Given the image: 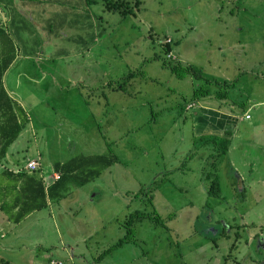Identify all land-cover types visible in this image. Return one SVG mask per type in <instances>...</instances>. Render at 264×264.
<instances>
[{"label": "rangeland", "instance_id": "obj_1", "mask_svg": "<svg viewBox=\"0 0 264 264\" xmlns=\"http://www.w3.org/2000/svg\"><path fill=\"white\" fill-rule=\"evenodd\" d=\"M1 1L30 28L49 6L64 19L13 41L2 81L28 120L12 167L37 158L45 188L55 161L117 159L83 183L67 175L17 222L0 211V264H264V0H129L123 16L100 1Z\"/></svg>", "mask_w": 264, "mask_h": 264}, {"label": "trees", "instance_id": "obj_2", "mask_svg": "<svg viewBox=\"0 0 264 264\" xmlns=\"http://www.w3.org/2000/svg\"><path fill=\"white\" fill-rule=\"evenodd\" d=\"M97 1L101 2L104 9L116 11L121 16L132 12L129 0H83L85 4H93ZM133 3L135 4L136 0ZM167 41H164L165 48L168 47ZM14 47V42L4 30V27L0 26V159L8 150V145L16 138L28 120L23 108L6 92L1 79L4 70L15 56ZM163 63L168 65L172 70H175L177 74H180L178 70V68H181L179 67L180 64H170L165 59H163ZM181 69L182 71L191 70L196 76H200V70L191 65L184 66ZM218 94L221 95L222 93L218 92ZM216 138L218 139L219 137L217 135H211L210 137L213 142H217ZM221 139L219 144L220 146H224L225 139ZM218 153H212L211 156L213 157ZM116 159V155L109 152V154H79L61 162L55 161L52 164V169L58 171L59 176L45 188L41 177L37 175L39 168L31 172H27L22 168L18 172H12L6 168L2 169L0 172L5 175V180L9 181H5V183L0 181V211L8 218H11L13 222H17L28 212L46 206V197L58 200L63 195V192L59 189L62 185L64 186V181L68 176H71L78 183L86 182ZM211 174L214 175L213 172ZM218 190L219 184L215 175L211 177L207 192L217 194ZM134 216L140 219L142 213L136 212L135 215L132 213L130 215L131 218L125 219V230L127 232L111 246L121 244L126 236H128V226L134 220Z\"/></svg>", "mask_w": 264, "mask_h": 264}, {"label": "crops", "instance_id": "obj_3", "mask_svg": "<svg viewBox=\"0 0 264 264\" xmlns=\"http://www.w3.org/2000/svg\"><path fill=\"white\" fill-rule=\"evenodd\" d=\"M7 2V1H6ZM5 2V3H6ZM20 7V6H19ZM60 8L62 7V5H60L59 6ZM4 3H2V1L0 0V26H3L4 27V30L6 31V33L8 34V36L11 38V40L12 41H16L18 38H21V39H25L26 37H22V36H19V35H17L18 33H17V31H24V33L26 34H30V33H32V31L33 30H36V28H35V26L36 25H39L40 26V28L38 27V29L36 30V33L38 34V35H41V36H39L41 39H45L44 37H43V33H46V32H49V20H50V18L55 14V17H56V20L58 21V23H57V25L58 26H61V24L62 23H64V19H61V18H59V17H57L56 16V8H58V7H48V10H50V12H48L47 13V11H45L44 13L43 12H41L40 11V13H41V15H43L42 16V19H41V22H39V24H36L37 23V21H32V22H29V24L31 25V23H33L35 26L34 27H29V26H27L24 22H22V20L21 21H18L17 19V21H16V23H14L13 21H14V19H13V15H12V9H9V10H6V12L4 11ZM21 8V7H20ZM51 8V9H50ZM22 9V8H21ZM68 9V8H67ZM27 11V10H26ZM51 11H53V12H51ZM50 14V15H49ZM22 16V15H21ZM44 16H46L45 18H43ZM13 19V20H12ZM54 22V21H53ZM41 23V24H40ZM66 23H69V21L67 20V22ZM12 24V26H10ZM32 24V25H33ZM43 26V27H42ZM66 26H68V24H66ZM51 32V31H50ZM53 37V36H52ZM92 37H95V36H91V38ZM39 38V39H40ZM46 45V44H45ZM15 48V47H14ZM46 48L47 49H45L46 50V52H49V50H48V46H46ZM16 55L18 56V54H16V48H15V56H14V58H13V60L12 61H14L15 59H16ZM11 61V62H12ZM10 62V63H11ZM10 65V64H9ZM8 65V66H9ZM5 71V70H4ZM4 73V72H3ZM2 76H3V74H2ZM1 79H2V77H1ZM2 84H3V81H2ZM4 86V85H3ZM5 88V87H4ZM5 90H6V88H5ZM6 92L8 93V91L6 90ZM8 95H9V93H8ZM10 96V95H9ZM11 97V96H10ZM22 108V107H21ZM248 110L247 109H245L244 111H243V114H244V112H247ZM213 112V111H212ZM216 112H218L219 114H222V113H225L224 111H222V110H220V111H216ZM198 114H200V113H198ZM249 115V114H248ZM199 115H197L196 116V121L195 122H198L199 124L198 125H202V123H203V126H201L202 128H200V129H204V131L205 132H207L206 131V129H207V126H205L204 124H206L207 123V121L206 120H202V119H199V117H198ZM198 117V118H197ZM244 117V116H243ZM219 118H220V120L222 121V122H226L225 124H231V126H233V124H234V118L232 117V116H230L228 113H226V116H222V115H220L219 116ZM244 118H249V116L248 117H244ZM223 120H225V121H223ZM26 124V123H25ZM25 126V125H24ZM211 128V127H210ZM223 129V128H222ZM225 129V128H224ZM21 131V130H20ZM209 131V130H208ZM228 131H230V129L228 130ZM209 134H211V135H217V136H224L223 134H224V131H222V135H218L217 133H215V131H210V133ZM11 151L12 150H7L6 151V153L4 154V156L0 159V171L2 170V169H8V170H11L12 172H18L20 169H21V167H18V168H15V167H12V165H11V162H10V160H9V157H8V155H9V153H11ZM27 158H29V157H27ZM59 162H61V161H59ZM38 168H40V166H38ZM23 169V168H22ZM41 169H39V171H40ZM39 171H37V175H39L40 177H41V179H42V181H44L43 180V176H42V171H40V173H38ZM54 171H56V170H53L52 169V171L51 172H54ZM58 172V171H57ZM1 173V172H0ZM59 173V172H58ZM2 177H4L5 175H3L2 173L0 174ZM5 178V177H4ZM53 180H55V179H53ZM28 214V213H27Z\"/></svg>", "mask_w": 264, "mask_h": 264}, {"label": "built area", "instance_id": "obj_4", "mask_svg": "<svg viewBox=\"0 0 264 264\" xmlns=\"http://www.w3.org/2000/svg\"><path fill=\"white\" fill-rule=\"evenodd\" d=\"M165 40L167 41L168 38H165ZM166 56L167 57H173V55L169 52L166 53ZM244 117H248V113L247 112H244L243 114ZM39 164H38V160L37 158H34V157H29V158H26L25 162L23 163V169L27 172H31L32 170L38 168ZM51 178L52 179H56L58 176H59V173L57 171H54V172H51Z\"/></svg>", "mask_w": 264, "mask_h": 264}]
</instances>
